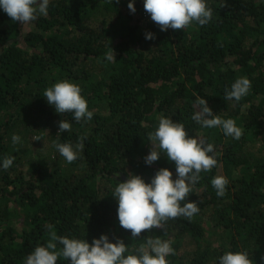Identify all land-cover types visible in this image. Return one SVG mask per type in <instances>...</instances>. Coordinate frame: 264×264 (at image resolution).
Returning a JSON list of instances; mask_svg holds the SVG:
<instances>
[{"label": "trees", "instance_id": "16d2710c", "mask_svg": "<svg viewBox=\"0 0 264 264\" xmlns=\"http://www.w3.org/2000/svg\"><path fill=\"white\" fill-rule=\"evenodd\" d=\"M127 4L50 0L48 14L27 23L0 10V158L14 157L10 168H0V264H23L50 239L48 225L89 243L101 234L120 238L132 251L160 237L174 249L168 264H216L228 250L264 264V0H207L213 10L207 24L166 31L154 21L141 27V0L134 13ZM95 14L102 19L92 23ZM146 32L154 37L145 39ZM239 77L251 81L248 94L225 99ZM65 79L80 86L93 117L84 125L63 113L74 127L54 136L58 113L43 94ZM198 98L233 119L241 137L193 121ZM161 116L212 143L218 163L200 173L186 198L199 206L193 217L169 218L133 238L119 225L112 192L129 173L148 182L166 167L175 178L174 162L163 152L151 165L144 162L152 148L148 133ZM43 131L52 132L55 150L57 142L76 147L83 141L80 156L65 166L35 156L33 136ZM13 134L20 143H12ZM215 176L228 179L222 197L211 184ZM186 237L195 246L185 256Z\"/></svg>", "mask_w": 264, "mask_h": 264}, {"label": "clouds", "instance_id": "9594fccd", "mask_svg": "<svg viewBox=\"0 0 264 264\" xmlns=\"http://www.w3.org/2000/svg\"><path fill=\"white\" fill-rule=\"evenodd\" d=\"M49 3L50 0H0V10L13 21L27 23L35 21L38 16H46ZM127 6L131 12L136 11L133 0H128ZM143 8L161 31L183 29L193 22L205 25L213 16L207 0H143ZM153 37L152 32L145 33V39ZM107 58L114 59L113 52ZM250 89L251 81L247 77H239L225 89V99L239 101ZM43 97L57 113H71L75 121H88L93 117L87 100L81 95L80 86L70 80H60L46 88ZM197 104L199 108L191 118L202 128H219L225 136L241 137L242 129L233 119L214 114L205 98H198ZM70 129L71 123L61 120L57 134ZM21 139L19 134L11 137L13 144L20 143ZM148 140L152 148L144 157L145 164L151 165L163 152L169 161L174 162L175 178L173 172L164 167L158 169L148 182L140 175L129 173L126 180L116 184L112 196L117 202V219L122 228L130 230L133 238L143 230L160 228L169 218L193 217L199 206L186 198L200 180V173L210 171L218 163L212 143L189 136L184 124L170 117L159 118L158 126L148 133ZM83 147V141L76 147L71 143L55 144L56 150L68 163L80 156ZM13 161V156L0 158V168H10ZM211 184L217 196L225 195L226 177L215 176ZM48 228L50 239L27 254L23 264H56L61 257L68 264H168L167 257L174 253L171 242L160 237H149L144 245L132 251L120 238L113 242L101 234L89 243L85 238L59 236L51 230V225ZM216 264H253V260L246 251L228 250L216 258Z\"/></svg>", "mask_w": 264, "mask_h": 264}, {"label": "rangeland", "instance_id": "374dc122", "mask_svg": "<svg viewBox=\"0 0 264 264\" xmlns=\"http://www.w3.org/2000/svg\"><path fill=\"white\" fill-rule=\"evenodd\" d=\"M121 2H125L128 3V0H120ZM136 0H133V2H135ZM142 7V9H141ZM145 10L143 8V0H141V5H140V10L137 13L138 16H140V22L139 24L141 25V27H146L148 26L152 20L150 18V14L146 13V15L142 14V11ZM102 16H100L99 14H95L93 17L90 18L92 23H97V21L99 22L102 18ZM61 120H64V118L62 117L61 114H57L56 118H55V131H54V136H58L61 133L57 134L59 131V122ZM68 121V120H67ZM71 123V129L74 127V122L69 121ZM81 123L86 125L87 121H83L81 120ZM70 129V130H71ZM52 132L50 131H43L42 135H34L33 136V143L35 145V152L34 155L38 156L39 158H43L46 159L47 161H49L51 163V161L53 160L52 164L53 165H60V166H65V164L67 163V161L64 159L63 156H61L59 154L58 151H56L55 149H53L50 145H51V139H52ZM39 138V139H37ZM195 244L192 241V239L190 237H186L183 241V245L182 248L180 250V252L183 255H187V253H189L190 250H192L194 248Z\"/></svg>", "mask_w": 264, "mask_h": 264}, {"label": "built area", "instance_id": "2783aa9c", "mask_svg": "<svg viewBox=\"0 0 264 264\" xmlns=\"http://www.w3.org/2000/svg\"><path fill=\"white\" fill-rule=\"evenodd\" d=\"M146 13H147L146 10H143V11H142V14H143V15H146Z\"/></svg>", "mask_w": 264, "mask_h": 264}]
</instances>
